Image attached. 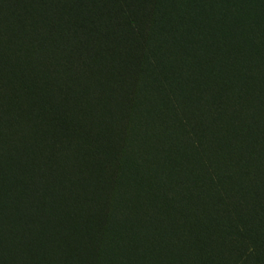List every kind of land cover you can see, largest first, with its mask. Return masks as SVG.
<instances>
[{
	"label": "trees",
	"instance_id": "trees-1",
	"mask_svg": "<svg viewBox=\"0 0 264 264\" xmlns=\"http://www.w3.org/2000/svg\"><path fill=\"white\" fill-rule=\"evenodd\" d=\"M0 158V264L45 206L264 264V0H0Z\"/></svg>",
	"mask_w": 264,
	"mask_h": 264
},
{
	"label": "rangeland",
	"instance_id": "rangeland-1",
	"mask_svg": "<svg viewBox=\"0 0 264 264\" xmlns=\"http://www.w3.org/2000/svg\"><path fill=\"white\" fill-rule=\"evenodd\" d=\"M246 75L250 76L248 70H246ZM227 82L230 83V80L225 79L226 84H228ZM240 111L238 109L237 112ZM3 164H5L4 158H0V167ZM7 179L12 185L16 183L13 185L12 191L14 195H18L20 193L18 190L19 178L13 179L11 175H8ZM0 191L6 192L7 187L0 185ZM28 210L33 212L31 206ZM56 214L53 208L48 209L45 206L43 209L41 216L43 228L37 233L39 235L35 244L37 251L34 253H29L27 256L21 255L22 252H25L20 247V240L24 241L21 236L22 232L15 233L16 236L11 239V247L7 252L6 264H35L36 260H39L42 264H62L64 261H67L68 264H119L120 258L127 254L131 255L132 263L123 264H239L241 262L239 260L240 255L248 250L244 243L240 242L242 246L232 245L227 238L215 233L203 236L199 240L200 243L197 244L196 249L193 248V245L187 247L188 244L184 243L177 247L178 250L175 251L170 249L172 244L174 247L175 239H165V241L162 239L160 242L155 239L148 241L146 238L142 240L135 239L132 249H128L129 245H132V237L128 238L119 229L114 234V232L110 233L111 230L100 231V229H96V225L90 224L89 226L93 231L90 234L91 236L84 240L79 237L80 229L83 228L80 218H75L77 230L74 231L66 223L63 225L53 223ZM124 224L126 225V223ZM145 227L149 226L145 224ZM4 233L9 237L13 235L6 230H4ZM61 236L68 238L67 244L55 242L57 237ZM120 237H125V239L122 240ZM156 242H159L160 246ZM43 244L47 245V248H50L53 253H40ZM152 244H155V248L149 247ZM92 246L101 248L100 252H93ZM186 248H190V250L186 251ZM64 249L65 251H63ZM182 249L185 251H182ZM82 254H86V256L83 258L81 257ZM244 264H255V261L247 257Z\"/></svg>",
	"mask_w": 264,
	"mask_h": 264
}]
</instances>
